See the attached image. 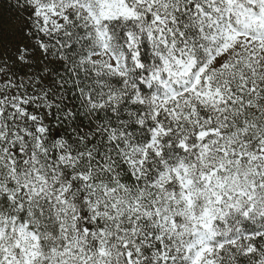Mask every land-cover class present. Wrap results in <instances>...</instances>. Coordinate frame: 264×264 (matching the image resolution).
<instances>
[{
    "label": "snow or ice",
    "instance_id": "6c2138e0",
    "mask_svg": "<svg viewBox=\"0 0 264 264\" xmlns=\"http://www.w3.org/2000/svg\"><path fill=\"white\" fill-rule=\"evenodd\" d=\"M0 264H264V0H0Z\"/></svg>",
    "mask_w": 264,
    "mask_h": 264
}]
</instances>
